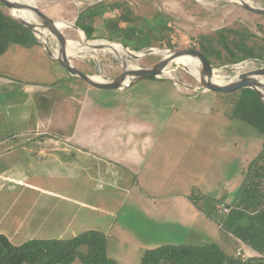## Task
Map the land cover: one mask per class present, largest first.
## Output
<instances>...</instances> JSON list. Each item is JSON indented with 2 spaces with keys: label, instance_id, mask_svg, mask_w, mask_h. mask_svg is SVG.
I'll return each instance as SVG.
<instances>
[{
  "label": "rangeland",
  "instance_id": "1",
  "mask_svg": "<svg viewBox=\"0 0 264 264\" xmlns=\"http://www.w3.org/2000/svg\"><path fill=\"white\" fill-rule=\"evenodd\" d=\"M251 1L252 6L264 7V0ZM36 2L52 19L67 24L76 23L79 14L86 7L101 2L107 6V12L100 14V18L95 20L96 39H104L109 43H124V37H131L129 31L126 32V36L110 34L105 26V22L112 17L117 19L122 9L126 7L131 8L136 15L147 18L146 23L150 28L151 23L152 25L159 21L163 23L161 16L162 20L169 21V29L159 32L152 29L154 33L152 41L155 44L149 48L139 51L124 43L128 50L124 62L103 48L97 52L71 55L75 66L87 74L96 75L97 79L101 76L113 79L125 70L124 63L131 68L153 66L163 58L156 51L158 49H184L196 46L198 49L201 35L211 34L223 27L244 30L251 45L257 46L264 39V15L249 11L238 0H36ZM71 23L68 24L70 26L66 25L63 34L68 41L81 42L82 36ZM121 25L124 26L126 23L122 22ZM40 39L46 40L52 51L59 50L58 39L51 32L45 40L41 36ZM149 49L154 51L140 58L132 56L143 54ZM28 52L21 56L27 55ZM4 57L13 55L10 52ZM34 59L29 57L23 60L26 64L31 62L33 64L35 72L31 75L32 79L41 84L54 82L58 78V83L66 86L64 76L70 73L59 62L52 63L48 59L41 66L40 63L33 61ZM250 61L222 65L219 60L218 63L213 61L214 74L229 81L239 72L257 69L264 64L258 60ZM5 62L8 69L12 61ZM202 65L205 67L203 63ZM169 69L173 78L180 84L165 77L153 81L143 79L132 85L135 86L130 94L122 89H100L99 93L94 95L101 101V107L109 106L110 110L121 114L120 117L123 118L126 115L120 113L121 111L114 105L120 107H126L128 103L139 105L138 109L136 107L130 113L126 111L128 116H132L133 124L137 128L116 126L115 133L138 139L130 154L138 155L140 160L133 163L126 160L121 164H114L116 173H111L110 162L104 157H100L102 166L100 171L97 170V162L94 160L96 156L93 155L84 159L81 154L70 153L68 156L63 154L61 164L53 161V158L48 159L50 164L44 166L39 177L46 183V188L54 194L31 189L35 192H31L29 197L31 213L26 219V232L33 231L37 236L50 238H72L84 231L100 230L106 235L108 257L116 260L118 264H142V256L146 250L163 244L204 245L207 242H215V234H223V230L216 225L225 217V212L223 213L222 208L219 209L217 203L223 193L221 182L226 179L231 182L242 180L240 172L245 163L244 158L248 157L243 155L244 151L241 148L238 153V150L232 147L237 144V149L242 146L249 148L250 153L256 152L259 148L256 144L257 137L260 138L261 146L263 137L245 121L232 119L231 113L238 93L220 96L223 98L221 99L219 94L204 89L200 78L191 70L174 62L170 64ZM11 72L12 76H19L23 70ZM70 78L74 79L71 76ZM79 83L82 84L80 81ZM162 88L164 97L153 94V89ZM157 99L162 102L158 104ZM104 108L102 107V114ZM105 113L107 115V111ZM78 114L77 106L75 119ZM99 120L100 133L105 135L109 131L108 119L103 117ZM140 124L143 126L141 129L138 126ZM74 126L75 123L69 128V134L73 132ZM60 130L59 136L68 134L67 128ZM45 160L37 158V162L40 163ZM64 160H67V163H64ZM33 183L38 185L39 181L34 180ZM184 195H189L193 199L202 198L199 219H194L191 215L186 219L184 211L187 213L188 210L178 202L183 201ZM21 200L18 199L20 202ZM204 220H207L206 226ZM193 221L196 223L193 224ZM200 233L204 235L199 236ZM20 240L22 239L16 242ZM236 256L243 259L238 253ZM71 264L83 262L77 259Z\"/></svg>",
  "mask_w": 264,
  "mask_h": 264
},
{
  "label": "crops",
  "instance_id": "2",
  "mask_svg": "<svg viewBox=\"0 0 264 264\" xmlns=\"http://www.w3.org/2000/svg\"><path fill=\"white\" fill-rule=\"evenodd\" d=\"M10 52L13 57H4ZM26 52L28 54L22 57L21 54ZM29 57L35 58L33 61L40 63L41 66L48 59L52 63L57 62L52 60L41 42L30 47L12 44L5 53L0 55V60L3 59L0 64V233L7 235L14 244L17 243L16 245L34 238H50L37 236L33 231L26 232V219L31 213L29 197L31 192H35L31 189L54 194L46 188V183L39 177L44 166L50 164L48 159L53 158V161L61 164L63 154L66 156L70 153L81 154L84 159L93 155L96 156L94 160L97 162V170L100 171L102 170L100 157H104L110 162L111 173H116L114 164H121L126 160L132 163L140 160L138 155L131 156L130 154L138 139L115 133L116 126L137 128L133 124L132 116H128L126 111L130 113L136 107L138 109L139 105L134 106L129 103L126 107L114 105L117 110L121 111L120 113L126 115L125 118L110 110L109 106H102L105 107L102 114L101 101L94 96L99 93V88L88 86L85 83L80 84L78 80L71 79L70 74L64 76L66 86L60 85L58 78L54 82L39 84L31 78L35 72L32 62L26 64L23 61ZM6 60L12 61L8 66L9 70L6 68ZM21 62L25 64H20ZM20 69L23 72L19 76H12L11 71ZM47 69L51 70L50 67ZM147 80L157 79L147 78ZM134 86L122 89V91H128L130 94ZM153 91V94L164 97L163 88L153 89ZM218 96L224 97V95ZM160 101L156 100L158 104ZM77 106L79 114L75 119ZM103 117L108 119L109 126V131L105 135L100 133L99 126V119ZM73 123H75V128L69 134V128ZM138 126L140 129L143 128L141 124ZM64 127L68 129V134L64 133L59 136L60 128ZM259 139L257 137L256 144L259 148L256 152L251 151L250 153L249 148L242 146L237 149V144L232 147L238 150V153L241 148L244 151L243 155H248V157L244 158L245 163L240 172L242 180L231 182L226 179L221 182L223 193L217 203L219 209H223L222 205H225L229 211L226 212L223 209L225 217L220 223H216L217 227L223 230V234H215L214 240L226 252L235 256L242 249V252L247 255L246 260L254 263L264 262V194L260 192L261 190L264 192V185L257 187L256 194L249 195L246 193L249 187L244 185V181L251 161L261 150ZM37 158L46 160L40 163L37 162ZM63 162L67 163V160ZM32 175L34 177H31ZM34 180L39 181V184H34ZM18 199H22L21 202ZM182 199V202H178L180 206L188 210L187 213L184 211L186 219L189 215L194 219H199L201 212L199 206L203 202L202 198L197 199L196 197L195 200L189 195H184ZM194 223L196 222L193 221ZM203 223L206 226L207 220ZM203 235L199 234V236ZM19 239L22 240L16 242Z\"/></svg>",
  "mask_w": 264,
  "mask_h": 264
},
{
  "label": "trees",
  "instance_id": "3",
  "mask_svg": "<svg viewBox=\"0 0 264 264\" xmlns=\"http://www.w3.org/2000/svg\"><path fill=\"white\" fill-rule=\"evenodd\" d=\"M106 8L107 6L100 2L86 7L79 14L76 24L87 33L89 40L97 38L95 20L100 18V14L107 12ZM122 10L117 19L112 17L105 22V26L110 34L116 33L119 36H126V32L129 31L131 37H124L123 41L135 50H144L155 44L152 41L154 34L152 29H157L158 32L169 29V21L162 20L163 16L160 17L163 23L160 21L153 25L151 23L150 28L146 23L147 18L136 15L129 7ZM122 22L126 25H121ZM109 38L113 39L112 36ZM199 40L198 49L212 62L218 63L219 60L222 65L258 60L264 63V39L257 46L251 45L244 30L223 27L211 34L201 35ZM39 43L32 29L12 17L0 3V55L12 44L30 47ZM177 59L190 65L181 57ZM148 79L158 78L152 76ZM237 96L231 117L250 124L263 137L261 150L251 161L244 181V185L249 187L246 193L253 195L256 194L258 186L264 185V101L252 88L242 89ZM260 192L264 194L262 190ZM106 248V235L95 229L73 238H34L19 245L14 244L7 235L0 233V264H71L77 259H81L83 264H118L116 260L108 257ZM142 264H264V262L243 260L226 252L217 242H210L204 245L164 244L148 249L142 256Z\"/></svg>",
  "mask_w": 264,
  "mask_h": 264
},
{
  "label": "water",
  "instance_id": "4",
  "mask_svg": "<svg viewBox=\"0 0 264 264\" xmlns=\"http://www.w3.org/2000/svg\"><path fill=\"white\" fill-rule=\"evenodd\" d=\"M0 3L4 5V7L9 11V14L17 19L19 22L23 23L25 26L32 29L35 33L36 37L39 39L40 42L46 48L48 55L54 59L55 61L59 62L65 69H67L70 73V76L82 83H87L90 86L99 89H123L126 87L132 86L135 82L147 79L149 77H157L163 78L164 72L166 68L176 59L182 56H192L194 58L200 59L201 62L204 64L205 69L208 72V77L206 78L204 75L200 76V80L204 89L209 91L215 92L219 95H230L239 93L242 89L245 88H252L256 90L259 95L261 96L262 100L264 101V92L260 88L259 79L264 77V64L261 67L253 70H249L246 72H242L237 74L234 78L229 80L224 84L215 83L213 80L215 68L213 67V63L211 59L202 51L196 48H184V49H163L169 51L166 57H163L158 63L150 67H135L131 68L129 65L125 64V70L115 76L113 79L110 78H103L97 79L95 76L90 75L79 69L75 66L72 62L71 54L68 53V39L65 37L62 31L54 25V19L48 16L39 6L38 4H30L26 0H0ZM242 4L246 9L249 11L264 15V7L261 6H252L247 2H239ZM14 10L18 11H30L33 10L35 12V19L29 20L26 18L18 17ZM36 21H39L36 23ZM74 26L77 29H81L76 23ZM41 28H45L53 35L56 36L59 43V50L57 52L52 51L50 45H48L47 41H42L40 39V35L38 32L42 30ZM82 30V29H81ZM85 34V37L88 39L87 33L82 30ZM125 48L127 47L124 43H120ZM93 48H102V45H92ZM154 49H149L145 51L143 54H132V56L136 58H140L143 55L149 54ZM130 77H127V75ZM100 76V75H99ZM171 81H174L177 84H180L176 79L173 77H165ZM264 85V81L262 83Z\"/></svg>",
  "mask_w": 264,
  "mask_h": 264
},
{
  "label": "bare ground",
  "instance_id": "5",
  "mask_svg": "<svg viewBox=\"0 0 264 264\" xmlns=\"http://www.w3.org/2000/svg\"><path fill=\"white\" fill-rule=\"evenodd\" d=\"M26 1L28 3H30V4H33V5L37 4L36 0H26ZM238 1L241 2V3L242 2H247V3L251 4V5H253L251 0H238ZM13 13H15L18 17L26 18V19H29V20H32V21L36 17L35 12L33 10L24 11V12H22V11L20 12L18 10H14ZM69 23H71V22H69ZM68 24L65 23V22H60V21H56V20L54 21V25H56L60 29V31H64L65 30L64 28ZM73 25L74 24L71 23V26H73ZM68 26H70V25H68ZM78 31H79L80 35L82 36L81 37L82 40H81V42H76V41H73V40H69L68 41V53L69 54H71V55H80L81 53H86V52L87 53L88 52H97L98 50L103 48L105 50L111 51L114 54L115 57L120 58L121 61L124 62V60H125L124 56L128 54V50L123 45H121L120 43H116V42L109 43L108 41H106L104 39L89 40V39H87L85 37V34H84V32L81 29H78ZM48 33H49L48 30H40L38 32V34L44 40L47 38ZM95 44L102 45V48H99V49L98 48H93L92 45H95ZM156 51L162 57H166L167 54L169 53V51L163 50V49H158ZM181 58L186 60L191 66L182 63V61H180L177 58L173 62L181 65L182 67H185L188 70H191L198 77H200L202 75H204L206 78L208 77L207 70L205 69V67H203L202 63L197 58H194L192 56H182ZM169 67H170V65L166 68V70L164 72V75H163L164 77H173ZM127 77H130V75L128 74ZM102 78L103 77L101 76L100 79H102ZM232 78H234V77H232ZM213 80H214L215 83H218V84H224V83L228 82V81L222 79L220 76H217V74H214ZM263 81H264V77H261L259 79V82L261 83L260 84V88L264 92V85H262Z\"/></svg>",
  "mask_w": 264,
  "mask_h": 264
},
{
  "label": "built area",
  "instance_id": "6",
  "mask_svg": "<svg viewBox=\"0 0 264 264\" xmlns=\"http://www.w3.org/2000/svg\"><path fill=\"white\" fill-rule=\"evenodd\" d=\"M250 62H251V61H250ZM222 207H223L224 211H226V212L229 211V208L226 207L225 205H222ZM237 253H238L239 256L243 257V260H246V259H247V257H246L247 255H245V254L242 252V249H240Z\"/></svg>",
  "mask_w": 264,
  "mask_h": 264
},
{
  "label": "flooded vegetation",
  "instance_id": "7",
  "mask_svg": "<svg viewBox=\"0 0 264 264\" xmlns=\"http://www.w3.org/2000/svg\"><path fill=\"white\" fill-rule=\"evenodd\" d=\"M251 62H254L253 60H251Z\"/></svg>",
  "mask_w": 264,
  "mask_h": 264
}]
</instances>
